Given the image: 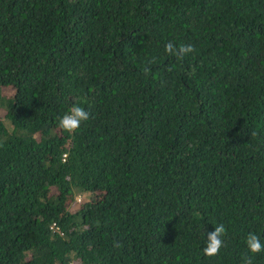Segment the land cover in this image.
<instances>
[{
    "label": "trees",
    "instance_id": "16d2710c",
    "mask_svg": "<svg viewBox=\"0 0 264 264\" xmlns=\"http://www.w3.org/2000/svg\"><path fill=\"white\" fill-rule=\"evenodd\" d=\"M74 103L90 117L69 133ZM249 232L264 242V0H0V264H243Z\"/></svg>",
    "mask_w": 264,
    "mask_h": 264
},
{
    "label": "clouds",
    "instance_id": "9594fccd",
    "mask_svg": "<svg viewBox=\"0 0 264 264\" xmlns=\"http://www.w3.org/2000/svg\"><path fill=\"white\" fill-rule=\"evenodd\" d=\"M163 51L166 56L182 60L185 56L193 53L195 48L192 45H178L174 41L170 40L164 45ZM156 62V57L147 59L142 71L147 75L151 71V66ZM89 117L90 113L88 111H86L78 103H74L65 114L59 117L58 127L71 133L77 130L81 123L88 120ZM200 227L202 228V225ZM225 235L226 227L223 223L215 225L212 231L208 232L206 236L203 235L205 239V246L202 249L203 254L207 257L217 256L221 248L224 246L223 237ZM244 243L248 253L251 255H246L242 258L243 264H252L251 257L264 252V242H262L260 235L254 232H249L245 237Z\"/></svg>",
    "mask_w": 264,
    "mask_h": 264
},
{
    "label": "rangeland",
    "instance_id": "374dc122",
    "mask_svg": "<svg viewBox=\"0 0 264 264\" xmlns=\"http://www.w3.org/2000/svg\"><path fill=\"white\" fill-rule=\"evenodd\" d=\"M3 91V93H5V94H9L11 91H10V89H3L2 90ZM88 194H86V193H79V194H76L75 195V201H81V200H83L84 198H88V196H87Z\"/></svg>",
    "mask_w": 264,
    "mask_h": 264
}]
</instances>
